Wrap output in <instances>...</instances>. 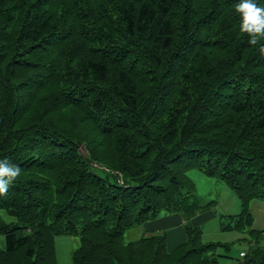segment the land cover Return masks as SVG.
Returning a JSON list of instances; mask_svg holds the SVG:
<instances>
[{"label": "trees", "instance_id": "1", "mask_svg": "<svg viewBox=\"0 0 264 264\" xmlns=\"http://www.w3.org/2000/svg\"><path fill=\"white\" fill-rule=\"evenodd\" d=\"M236 2L0 0V159L22 170L0 193V264H57L58 235L78 238L70 264H264V39ZM192 167L240 200L221 224L247 232L235 256L191 223L213 204ZM176 212L174 247L125 238Z\"/></svg>", "mask_w": 264, "mask_h": 264}, {"label": "rangeland", "instance_id": "2", "mask_svg": "<svg viewBox=\"0 0 264 264\" xmlns=\"http://www.w3.org/2000/svg\"><path fill=\"white\" fill-rule=\"evenodd\" d=\"M189 177L195 183V193L201 203L213 200V204L202 213L211 212V216L198 221V225L202 229V238L204 241H219L229 243V249L218 247L217 252L227 253L231 256L237 255L240 249H246L248 235L245 231L224 230L221 224L225 221L224 214L238 213L241 211L240 200L232 187L225 183L222 179L215 175H208L202 170L192 167L187 171ZM250 212L253 215L254 227L264 226V202L260 200H252L249 204ZM161 213L160 216H163ZM143 231L140 226H136L125 231L126 239H134L139 237ZM244 237H247L244 240ZM177 236H169L168 247H172ZM181 240V239H180ZM179 242V241H178ZM264 244V238L261 239ZM4 241L0 236V247H3ZM78 245V238L70 235H58L55 238V248L57 254V264H70V253ZM231 258L220 257L219 264H231Z\"/></svg>", "mask_w": 264, "mask_h": 264}, {"label": "clouds", "instance_id": "3", "mask_svg": "<svg viewBox=\"0 0 264 264\" xmlns=\"http://www.w3.org/2000/svg\"><path fill=\"white\" fill-rule=\"evenodd\" d=\"M235 10L240 14V29L249 34V42L256 44L264 39V3L257 0H237ZM21 168L7 158L0 159V193L21 174Z\"/></svg>", "mask_w": 264, "mask_h": 264}, {"label": "crops", "instance_id": "4", "mask_svg": "<svg viewBox=\"0 0 264 264\" xmlns=\"http://www.w3.org/2000/svg\"><path fill=\"white\" fill-rule=\"evenodd\" d=\"M211 214H212L211 212H207V213L200 212L191 218V223L193 225H198V221H201L211 216ZM183 224H184V220L181 214L176 212L171 214H165L154 220H148L140 226V229L142 231H162V230L166 231L167 245L170 234L177 236L178 240L174 244H172L173 245L172 247H174L176 244L180 243L185 238Z\"/></svg>", "mask_w": 264, "mask_h": 264}, {"label": "water", "instance_id": "5", "mask_svg": "<svg viewBox=\"0 0 264 264\" xmlns=\"http://www.w3.org/2000/svg\"><path fill=\"white\" fill-rule=\"evenodd\" d=\"M82 149H84V147H83V146H80V150H81V151H82ZM97 165H98V164H97ZM117 179L119 180V182H122V176H121V174H118Z\"/></svg>", "mask_w": 264, "mask_h": 264}, {"label": "built area", "instance_id": "6", "mask_svg": "<svg viewBox=\"0 0 264 264\" xmlns=\"http://www.w3.org/2000/svg\"><path fill=\"white\" fill-rule=\"evenodd\" d=\"M241 254H242V252H241Z\"/></svg>", "mask_w": 264, "mask_h": 264}]
</instances>
